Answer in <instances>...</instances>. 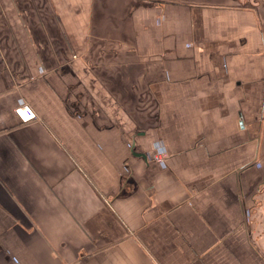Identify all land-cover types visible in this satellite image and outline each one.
<instances>
[{"label": "crops", "instance_id": "0c3cea01", "mask_svg": "<svg viewBox=\"0 0 264 264\" xmlns=\"http://www.w3.org/2000/svg\"><path fill=\"white\" fill-rule=\"evenodd\" d=\"M0 264H264V0H0Z\"/></svg>", "mask_w": 264, "mask_h": 264}, {"label": "built area", "instance_id": "2783aa9c", "mask_svg": "<svg viewBox=\"0 0 264 264\" xmlns=\"http://www.w3.org/2000/svg\"><path fill=\"white\" fill-rule=\"evenodd\" d=\"M15 112L17 113L19 118L25 122L30 121L37 117L35 111L32 109V107L29 104H22L16 107ZM162 158L163 156L161 155V157H159L158 159L163 160Z\"/></svg>", "mask_w": 264, "mask_h": 264}, {"label": "water", "instance_id": "95a60500", "mask_svg": "<svg viewBox=\"0 0 264 264\" xmlns=\"http://www.w3.org/2000/svg\"><path fill=\"white\" fill-rule=\"evenodd\" d=\"M241 123H242V121H241ZM136 154L144 155L143 153H136ZM144 156H145V155H144Z\"/></svg>", "mask_w": 264, "mask_h": 264}]
</instances>
